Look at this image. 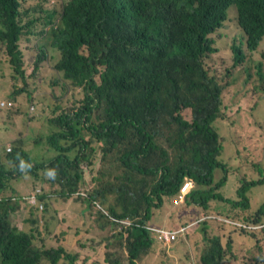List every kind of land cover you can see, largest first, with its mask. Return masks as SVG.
Segmentation results:
<instances>
[{"label":"trees","instance_id":"1","mask_svg":"<svg viewBox=\"0 0 264 264\" xmlns=\"http://www.w3.org/2000/svg\"><path fill=\"white\" fill-rule=\"evenodd\" d=\"M46 1L0 0V62H7L17 77L13 92L4 97L2 111L7 107L14 119H45L37 135L38 151L18 142L13 152H0V264H77L80 252L67 250L61 241L62 229L73 228L75 221L66 215L61 218L60 209L40 218L36 215L35 210L49 201L66 200L80 217L85 211L92 212L97 202L107 204L99 221L103 229L109 224L114 228L111 235H115L118 220H130V264H136L135 260L143 263L144 259H139L143 248H151L153 243L160 246L159 237L150 239L144 224L152 220L154 209L161 208L164 196L179 194L185 178L198 184L186 199L188 203L196 198L205 210L211 202L234 210L248 208V193L263 186L264 179H242L239 196L243 200L235 204L227 198L229 158L211 122L217 116L213 111L220 112L222 118V111L228 109L224 89L233 94L234 104L245 99L258 108L259 98L264 104V84L259 87L252 79L264 81V51L245 74L240 70L247 59L243 46L232 44L229 48L219 34L228 6L237 3V19L248 36L247 50L256 52L264 42V0H69L61 16L55 8L46 7ZM46 38L50 49L59 52L49 74L52 84L67 94L59 106L70 105L53 114L51 107L32 99L28 89L39 67L41 78L48 80V69L42 65L50 64L49 49L43 44ZM23 44H30L35 51L31 73L25 70ZM214 61L221 69L211 67ZM226 73L228 78L221 84ZM252 84L255 88L251 90ZM24 94H28L29 105L21 113L15 102ZM183 108H197L192 124L184 118L170 119L168 113ZM97 112L103 114L96 125L98 141L105 151L115 154L116 177L95 191L94 181L82 174L78 161L86 145L84 124ZM50 116L57 122L51 134ZM258 123L264 131V123ZM21 134L14 132L9 142ZM156 155L164 158L166 170L175 155L182 173L159 176L153 160ZM20 159L23 164L17 163ZM234 160L243 163L240 156L234 155ZM71 167L75 173L67 176ZM221 168L225 175L216 182L214 171ZM259 172L264 177V171L259 168ZM111 177L113 172L106 175V179ZM146 177L155 179L151 187ZM110 194L116 197L114 203L108 199ZM18 213L24 216L21 227L11 219ZM52 221L59 222L57 228ZM242 221L255 227L264 225V203ZM219 223L233 228L230 236L243 235L253 241L250 246L247 240L246 250L240 252L247 264H264V236L258 229ZM202 233L206 249L201 263L227 264L231 239L222 246L220 239L207 237L206 228ZM108 261L121 263L118 259Z\"/></svg>","mask_w":264,"mask_h":264},{"label":"rangeland","instance_id":"2","mask_svg":"<svg viewBox=\"0 0 264 264\" xmlns=\"http://www.w3.org/2000/svg\"><path fill=\"white\" fill-rule=\"evenodd\" d=\"M68 1L69 0L57 2V0H49L46 1L44 5L46 7L55 8L61 16L63 5ZM219 34L229 48L232 47L234 42L242 44L247 56L246 61L242 64L240 69L243 70L244 73L246 70L253 68L260 60L261 54L264 51V42L256 52L251 53L247 50L245 45V36L238 26L237 10L235 6L230 9L227 21L225 22L224 27L219 30ZM43 44L49 49L48 55L50 58V64H48L47 61L42 64L45 66V69H48L49 73L47 74L49 77L47 82H44L41 78L43 72L39 67L37 71L35 70L28 89L32 91V99L42 101L47 107H51L53 114V112L58 110V108L63 109L69 107L70 105L59 106V104L66 99L67 94L62 90L61 86H55L52 84V78L50 77L51 75H49L53 73L52 65L55 63L59 52L57 53L50 49L49 38H46ZM20 47L25 54L26 73H31L33 71V67H31V59L34 58L35 51L30 44H23ZM211 67L221 69V64L214 61L211 63ZM242 76L246 77L244 74H242ZM227 78L226 73V75H224L221 79L222 81L219 82L223 84L226 82ZM16 79L17 77L14 75L10 65L7 62H0V102H5L6 98L4 97L13 92L11 88L13 87ZM252 79L259 87L264 84V81H261L258 77H254ZM66 84L71 86L68 82ZM249 87L252 90L255 88V84H252ZM223 99L225 101V106H227L228 109L226 111H222V118L220 117V112L213 111L217 113V116L211 122V127L215 130L213 133L216 134L217 137L220 135L221 142L225 148V157L229 158L230 166H228L229 170L227 173V176L229 177L227 182L228 187L225 188L224 194L228 196L227 198L232 199L235 204H237V201L241 202L243 200V198L239 196V191L243 184L241 181L242 179L251 182L253 180L260 181L264 179L263 175L261 176L259 172V168L264 171V131L258 123V121L260 123H264V104H260L259 98V106L257 108L243 99L239 103L241 110L237 111L239 104L233 103L232 100L234 99V96L229 90L224 89ZM15 103L18 107L22 108L20 109L21 113H25L26 108L29 105L28 94L21 95L19 97V101ZM1 106H4V103H1ZM197 112V108H183L178 113L170 112L168 115L172 120L179 117L184 118L192 124L198 116ZM51 116L49 134L55 131L57 125V122L51 119ZM102 116L103 114L98 112L97 115L92 116L91 123H94L95 129ZM44 123L45 119L43 118H38L36 120L14 119L13 115H9L5 109L4 111H2V109L0 111V128H6L7 132L11 135L14 132L19 133L22 131L21 135L12 139L14 140L13 143L9 142L10 137L7 139L9 142L8 147L12 150L17 145V142L21 141L25 148L32 151H38L37 135L39 130L44 126ZM91 123H86L83 127V134L90 142V161L88 163V171H85V169L80 170L84 172L86 177H89L94 181L92 188L93 190L98 191L104 188L107 182L114 181L116 177V156L114 153L104 156L102 153V145L97 142L88 130ZM91 149L94 151L91 152ZM120 149L124 150L123 147ZM1 154H7L6 150L2 151ZM234 155L240 156V158L243 159V163H235ZM245 158L249 160L247 161ZM153 160L159 169V176L164 174L162 177H177L182 173L183 166L182 164H177L175 162L177 161V157L175 155H173V159L168 163V170H166L167 165L163 162V157L156 155L153 156ZM91 166L94 167L90 168ZM109 172H113L114 177L106 179V175ZM213 175L215 176V181L217 182L218 180H222L225 173L221 168L214 171ZM137 180L140 181L139 179ZM146 181L148 183V187H151L154 184L155 179L146 177ZM186 181H190L191 188L183 199H179V195H175L174 198L164 196L161 208L153 210L152 220L144 224L149 230V238L152 240L153 238H158L164 226L167 228L165 233H171L175 231V228L182 224L201 222L199 217L212 220V222L209 226L202 224L200 227L190 231L187 235L186 241H179L170 251L165 247L163 250L160 247L163 245L162 243L160 246L157 243H153L151 248H143L139 259L145 257V260L143 263L135 260V263L202 264L201 257L204 249H206V238L202 233V230L203 228H206L208 234L207 237L210 239H220L222 246H225L231 239L232 253L229 255L227 254V264H247L246 258H243L241 253L243 250H246L245 242L248 240L251 246L253 241L249 237L243 235H240L239 238L237 236H230V231L233 230V228L229 227L228 229H221L218 224H220L219 222L229 224L236 223L240 226H246L248 228L252 227L258 229L262 236H264V225L255 227L242 221L243 217L255 214L257 209L264 203V185L253 188L248 193L250 206L246 209H242V211L234 210L232 209L233 207L221 202H211L210 209L205 210L203 203L195 201L196 198H194L190 203L186 201L198 185L190 178H185L183 184ZM141 186L142 184H139L140 188ZM143 189L145 190V188ZM115 198L116 197L114 195H108V199L111 203L115 202ZM155 202L158 203V201ZM103 206L105 208L108 207L107 204ZM98 209L99 205H97L92 212L85 211L82 215V220L78 223H73L75 226L70 228V235L67 238H64L62 235L61 241H64V245L67 250L74 252L78 251L81 256L88 257L95 264H113L108 261V258H111L112 260H120L121 263L119 264H128V262H130L129 254L127 253L128 232L124 231L119 233L116 228L115 235H111L114 228L109 224L106 228L105 235L97 234V221L99 218ZM227 213H229L232 218H229ZM60 217H64L62 216V213H60ZM11 219L17 222L18 226L21 227L23 225L24 216L22 214L18 213L16 215H12ZM52 222L57 228L59 222ZM135 222L138 221L133 220V223ZM230 256H233L234 259H231Z\"/></svg>","mask_w":264,"mask_h":264},{"label":"clouds","instance_id":"3","mask_svg":"<svg viewBox=\"0 0 264 264\" xmlns=\"http://www.w3.org/2000/svg\"><path fill=\"white\" fill-rule=\"evenodd\" d=\"M233 6H235V8H236V10H237V17H238V15H239V10H238V4L237 3H233V2H231L230 3V5L228 6V8H227V10H226V19L224 20V22L223 23H225L226 21H227V18H228V13H229V11H230V9L233 7ZM63 11V10H62ZM237 21H238V19H237ZM238 26H239V29L241 30V32L243 33V35L245 36V42L247 41V39H248V36H247V34L245 33V31L242 29V27L240 26V24H239V22H238ZM262 44V43H261ZM261 44H258V46L256 47V49H259L260 48V46H261ZM240 45H242L241 43H237V42H234L233 43V46L234 47H239ZM246 45V44H245ZM258 51V50H257ZM1 103H3V102H0V109H2V107H1ZM7 108V107H6ZM6 108H4V109H6ZM91 123V122H90ZM94 126V123H91L90 124V126L88 127V130L90 131V133H91V135L97 140V142L99 143V141H98V133L96 132V129L93 127ZM11 136V134L10 133H8L7 132V130H6V128H0V152H2V151H4V150H6V152H7V154L8 153H10V152H13V150L10 148V147H8L9 146V142H8V138ZM85 140H86V145H85V149H84V154L83 155H81V157H80V160L78 161V166L80 167V169L82 170V169H85V171H88V163H89V161H90V153H89V151H90V142H89V140L87 139V137H85ZM18 142H21V141H18ZM17 142V143H18ZM94 150L93 149H91V152H93ZM102 153L104 154V156H108V155H110V154H112V153H109V152H107V151H105L103 148H102ZM23 162H24V159H20V160H18L17 161V163H20V164H23ZM80 170V171H81ZM82 172V171H81ZM74 173H75V167H71L70 169H68L67 170V176H72V175H74ZM82 174H84V172H82ZM85 175V174H84ZM113 181H109V182H107L106 184H110V183H112ZM190 184V187H189V189L191 188V183H190V181H186L181 187H180V190H179V199H180V192H181V188H183L186 184ZM66 202V200H63V199H58V200H54V201H49L48 203H46V205L45 206H43V209H40V207H38L36 210H35V212H36V215L40 218L44 213H46V212H48V211H53V210H55L56 208H55V206H56V204H58V203H65ZM97 205H99V209H98V213H99V216L101 215V214H106V208L102 205V204H100V203H96V206H95V208L97 207ZM212 222V220H209V219H205V218H202L201 219V225L203 224V225H210V223ZM118 223H119V225H118V227H117V231L119 232V233H122V232H124V231H128L131 227H133V224H132V222L130 221V220H128V219H126V220H118ZM195 223H197V222H195ZM191 224H194V223H189L188 225H184V224H182V225H180V226H178L177 228H175L174 230V232H169V233H167V234H170V235H174V233L175 232H177V231H179V230H181V229H183V228H188L187 230H186V232H185V234H181V235H178L177 236V238L175 239V240H171L170 242H166L164 239H163V237L161 236V234H160V236H159V239H160V241H161V243L163 244L162 246H161V248L164 250V247L165 248H167L169 251L171 250V249H173L174 247H175V244L176 243H178L179 241H181V240H184V241H186V238H187V235L190 233V231H192L193 229H195L196 227L194 226V227H189V225H191ZM200 225V226H201ZM219 226H220V228L221 229H226V227H224L223 228V226L221 225V224H218ZM199 226V227H200ZM107 228V227H106ZM106 228H102L101 227V222L98 220L97 221V230H96V232H97V234H99V235H105L106 234ZM250 230H252L253 228L252 227H250L249 228ZM52 231H54V228H52L51 229ZM167 230V228L166 227H164L163 229H162V232H165ZM27 231L28 232H30L31 231V229H27ZM161 232V233H162ZM62 235H63V237H65L66 235H68V230H66L65 228L64 229H62ZM43 246V244L41 243V242H39V247H42ZM147 257V256H146ZM144 260H145V257L143 258ZM77 264H95L94 262H92L90 259H88V257H83V256H81V254H79L78 255V261H77ZM128 264H130V262H128Z\"/></svg>","mask_w":264,"mask_h":264},{"label":"built area","instance_id":"4","mask_svg":"<svg viewBox=\"0 0 264 264\" xmlns=\"http://www.w3.org/2000/svg\"><path fill=\"white\" fill-rule=\"evenodd\" d=\"M189 187H190V184L187 183L183 188H181L180 199H183L186 196V194L190 190ZM40 209H43V206H40ZM200 225H201V222H197V223L189 225V227H194L195 226L196 228H198ZM187 229L188 228H183V229L175 232L174 235L167 234L168 232L167 233L162 232L161 236L163 237V239L166 242H170L171 240H175L178 235L185 234Z\"/></svg>","mask_w":264,"mask_h":264},{"label":"crops","instance_id":"5","mask_svg":"<svg viewBox=\"0 0 264 264\" xmlns=\"http://www.w3.org/2000/svg\"><path fill=\"white\" fill-rule=\"evenodd\" d=\"M55 208L56 209H60L62 215H66V216H68V218H72L75 221V223H78V222H80L82 220V216L80 217L77 214H74V212L72 210V206H71L70 203H67V204H65V203H62V204L61 203H58V204H56ZM63 208H65V209L63 210ZM98 220H100V216H99ZM41 222L43 223V221H41ZM164 227H166V226H164ZM65 229L68 230V232H69L68 235H66L64 237V238H67L70 235V228L65 227Z\"/></svg>","mask_w":264,"mask_h":264}]
</instances>
